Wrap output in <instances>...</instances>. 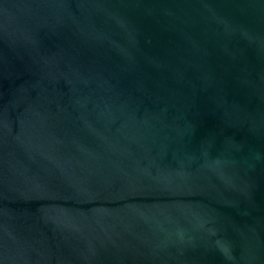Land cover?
<instances>
[{"label": "water", "instance_id": "1", "mask_svg": "<svg viewBox=\"0 0 264 264\" xmlns=\"http://www.w3.org/2000/svg\"><path fill=\"white\" fill-rule=\"evenodd\" d=\"M0 264H264V0H0Z\"/></svg>", "mask_w": 264, "mask_h": 264}]
</instances>
